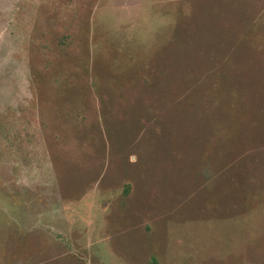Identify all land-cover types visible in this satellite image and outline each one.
<instances>
[{
    "label": "rangeland",
    "instance_id": "rangeland-1",
    "mask_svg": "<svg viewBox=\"0 0 264 264\" xmlns=\"http://www.w3.org/2000/svg\"><path fill=\"white\" fill-rule=\"evenodd\" d=\"M264 264V0H0V264Z\"/></svg>",
    "mask_w": 264,
    "mask_h": 264
},
{
    "label": "trees",
    "instance_id": "trees-1",
    "mask_svg": "<svg viewBox=\"0 0 264 264\" xmlns=\"http://www.w3.org/2000/svg\"><path fill=\"white\" fill-rule=\"evenodd\" d=\"M153 264H159L156 258L153 259Z\"/></svg>",
    "mask_w": 264,
    "mask_h": 264
}]
</instances>
